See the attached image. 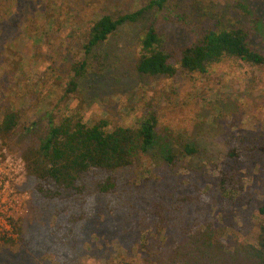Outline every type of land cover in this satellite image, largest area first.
Returning <instances> with one entry per match:
<instances>
[{
	"label": "trees",
	"instance_id": "trees-1",
	"mask_svg": "<svg viewBox=\"0 0 264 264\" xmlns=\"http://www.w3.org/2000/svg\"><path fill=\"white\" fill-rule=\"evenodd\" d=\"M167 1L148 0L122 15L104 7L80 27L76 40L83 55L69 63L64 96L105 71L100 46L118 26L149 11L165 12ZM234 3L239 11L235 23L190 29L176 42H166L162 27L151 20L139 39L136 71L165 77L179 70L202 74L227 57L264 66L259 39L264 32V0ZM16 10L17 0H0V26ZM1 30L0 40L5 39ZM0 111V139L23 159V189L29 193L23 213L11 221L16 239L4 243L17 244L34 262L95 264L93 245L87 246L93 234L97 241L127 249L126 254L116 251L107 264H264V203L258 208L262 220L254 242L236 240L228 247L212 215L218 198L235 200L242 193L240 164L264 153V144L250 134L228 142L225 160L214 166L216 175L191 171L172 185L163 176L152 179V169H138L154 147L168 164H176L171 149H163L164 141L157 145L153 114L138 117L135 125L112 126L105 118L56 115L54 106L40 110L39 119L24 126L22 112L14 105ZM182 151L191 156L199 149L185 143ZM135 247L139 261L133 255Z\"/></svg>",
	"mask_w": 264,
	"mask_h": 264
},
{
	"label": "rangeland",
	"instance_id": "rangeland-1",
	"mask_svg": "<svg viewBox=\"0 0 264 264\" xmlns=\"http://www.w3.org/2000/svg\"><path fill=\"white\" fill-rule=\"evenodd\" d=\"M147 1L17 0V10L0 26L5 36L0 40V110L4 105H14L22 112L24 126L39 119L40 110L54 106L56 115L65 112L83 119L105 118L112 126L135 125L138 117L153 114L157 145L164 141L163 149H171L176 164H168L154 147L138 169H152V179L163 176L172 185L192 172L214 176V166L225 160L228 142L250 134L264 144V66L227 57L202 74L179 70L165 77L140 74L135 64L139 39L151 20L162 27L166 42H176L186 38L190 29L235 23L239 11L234 0H168L165 12L149 11L134 22L121 24L100 46L105 71L84 81L76 93L64 96L71 76L69 63L83 55L77 46L78 29L104 7L122 15ZM259 39L264 45L263 29ZM185 143L199 152L186 156L182 151ZM19 158L0 139V163L7 162L18 171L11 172L12 183L18 177L21 183L17 192L29 195L23 189L25 177ZM240 165L242 193L234 201L218 198L217 209L212 212L228 247L236 240L254 242L262 220L258 208L264 203V153ZM26 201L20 198L11 221L23 213ZM88 239L87 246L93 245L92 263L107 264L119 249L127 253L124 246L101 238L97 241L93 234ZM7 240L14 241L0 238V264H38L17 244L4 243ZM132 251L139 261L136 247Z\"/></svg>",
	"mask_w": 264,
	"mask_h": 264
},
{
	"label": "built area",
	"instance_id": "built-area-1",
	"mask_svg": "<svg viewBox=\"0 0 264 264\" xmlns=\"http://www.w3.org/2000/svg\"><path fill=\"white\" fill-rule=\"evenodd\" d=\"M22 169L24 170L25 177V165L22 158H19ZM17 174L14 168L9 167L7 162L0 163V238L1 239H16V233L11 223V212L16 207L20 198L23 201L28 200L29 195L25 193L17 192L16 186L21 182L16 177L14 183H12V175Z\"/></svg>",
	"mask_w": 264,
	"mask_h": 264
}]
</instances>
